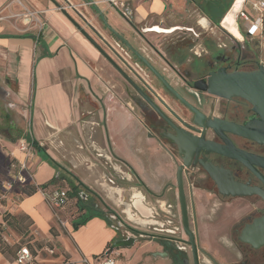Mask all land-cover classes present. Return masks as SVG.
<instances>
[{
	"label": "crops",
	"instance_id": "obj_1",
	"mask_svg": "<svg viewBox=\"0 0 264 264\" xmlns=\"http://www.w3.org/2000/svg\"><path fill=\"white\" fill-rule=\"evenodd\" d=\"M123 1L132 24L107 0H0V87L8 100L5 103L0 98V183L9 180L25 159L18 149L19 139L26 137L23 122H30L27 138L43 147L29 160L32 178L25 185H16L8 194H1L0 224L5 226L6 211L29 215L33 221L29 232L31 241L41 243L35 247L36 261L40 264H62L66 260L83 264V256H94L90 259L96 264L94 258L119 238L116 228L101 215H95L76 230L68 221L60 226L40 188L31 195L25 194L27 186H39L60 173L78 186L82 197L97 206L94 196L105 208L115 210L123 207L125 197L129 196L126 203L129 209L123 210L124 213L129 212L131 218L137 216L140 220L143 215L145 225L154 210L151 221L162 235L171 234L172 220L181 218L177 188L179 158L131 104V100L134 102L132 88L78 31L63 9L79 23L83 22L79 16L82 14L153 88L157 83L154 75L136 57L131 58V50L111 35L94 4L111 26L147 55L172 84L179 85L174 81L173 70L178 65L153 50L135 27L151 31L162 23H168L169 29L181 23L188 24L195 32L196 26L208 29L218 19L212 10H225L234 0ZM186 10H191L188 18L171 22ZM27 11L34 12L38 22L26 16ZM174 49L178 57L183 46L178 43ZM118 63L126 69L123 62ZM4 103L7 108H2ZM104 162L111 167L110 171ZM119 178L129 185L116 183ZM185 189L191 216L194 202L201 247L213 250L224 262L234 260L230 229L256 212L260 206L258 199L251 196L223 200L210 188L191 186L187 179ZM19 196L22 197L19 199ZM70 208L76 210L74 199L64 211ZM4 237L9 244L13 243L7 232ZM52 246L56 249L54 256L46 251ZM157 252H163L160 240L154 246L146 243L122 247L117 250L121 254L118 264L173 263L169 256ZM14 262V258L9 259L0 252V264Z\"/></svg>",
	"mask_w": 264,
	"mask_h": 264
},
{
	"label": "water",
	"instance_id": "obj_2",
	"mask_svg": "<svg viewBox=\"0 0 264 264\" xmlns=\"http://www.w3.org/2000/svg\"><path fill=\"white\" fill-rule=\"evenodd\" d=\"M91 1V0H88ZM96 11L106 29L112 33L122 44H125L133 54L136 55L138 60L150 70L155 79L159 81L169 92H171L180 101L185 103L196 114L195 124L198 126L196 131L201 132L206 127L212 128L216 134L221 138V142L206 139L203 136L194 135L186 131L183 127L176 126L166 114V112L154 101L152 96L144 90L146 88L152 94L156 95L155 90L150 84L137 72L134 67L126 62L123 58L120 60L126 66V69L118 63L106 51V49L96 40V38L86 30L70 13L63 9L64 14L72 22V24L82 33L90 43L112 64V66L121 74V76L138 92V94L145 99L150 106L155 110L160 117L168 121L175 130L174 134L169 133V138L177 148L178 154L182 157V162L177 168V188L179 191L181 218L178 222V237L183 233L187 238L179 239L185 246H179V251L187 252L188 246L191 249V256L193 264H202L200 252H203L198 237L197 218L194 202L192 201L193 222L194 229L190 223V210L188 205V196L185 189L186 179L189 181V171L199 164L209 174L217 185L219 193L223 197H251L258 196L264 201V155L242 148L235 144L230 138L229 134L239 136L241 138L250 140L254 143L264 146V64H259L258 67L250 71H234L227 72L225 68H220L218 71L209 73L205 80L196 81L194 87L196 89L207 92L210 95L231 100L233 97H241L252 105L254 114L250 116L242 124H236L222 120L215 117L205 123V116L193 105H191L167 79V77L154 65L151 59L135 48L132 43L117 29L109 24L102 10L94 4ZM120 12V11H119ZM130 23L129 18L120 12ZM81 20L93 30L95 36L109 48L116 51V49L102 36L89 22L79 13ZM132 24V23H131ZM157 31V30H156ZM168 31V30H167ZM169 32V31H168ZM146 42L145 36L139 33ZM150 42V41H149ZM148 42V43H149ZM147 43V42H146ZM151 43V42H150ZM152 44V43H151ZM130 71V72H129ZM131 73V74H130ZM133 75V76H132ZM139 81V82H138ZM203 86H199V83ZM144 87V88H143ZM160 102L171 112L175 113L172 108L160 98ZM186 126L188 124L185 123ZM215 153L231 160L240 163L246 171L253 174L260 182L261 185L253 184L252 178L242 180L237 178L233 170L225 167L224 165L215 164L212 160H208V155ZM193 158L195 162L192 163ZM115 214L114 210H109ZM116 215V214H115ZM117 231L119 227L113 226ZM134 232L139 233L138 230ZM146 235V234H145ZM152 238L160 240L163 238L168 241H176V237L164 236L158 234H150ZM136 237L128 236L126 238H118L107 249L106 253L109 254L112 250L122 247H130L136 242ZM239 240L243 243L249 244L254 249H259L264 246V214L251 219L250 222L244 224ZM162 246V245H161ZM161 256H167V251L157 252ZM183 254V253H182ZM184 255V256H183ZM182 258L188 257L183 254ZM174 264V263H172Z\"/></svg>",
	"mask_w": 264,
	"mask_h": 264
},
{
	"label": "flooded vegetation",
	"instance_id": "obj_3",
	"mask_svg": "<svg viewBox=\"0 0 264 264\" xmlns=\"http://www.w3.org/2000/svg\"><path fill=\"white\" fill-rule=\"evenodd\" d=\"M135 29L137 33H142L143 36H145V34L143 33V31L145 30L136 27ZM151 29H154L151 31L163 30L161 29L160 26H154ZM173 30H176L175 27ZM111 35L113 34L111 33ZM95 37L96 40L99 39L98 36ZM149 41H150L149 39L148 40L146 39L147 44L153 50L159 53L160 56L163 57L164 59L170 61V59L167 58L166 55L162 52V48L159 49L156 45L151 44ZM178 43H179L178 40H175L173 38H169V39L167 38L165 41H162L160 45L162 46L163 44L164 45L163 47L166 49V51H170V56L173 57L175 55L172 54L175 51L174 47L177 46ZM102 46L112 56V58H114V60H116L117 62H122L120 60L122 56L117 51L114 52V50L106 46L103 42H102ZM126 48L129 49L127 46ZM242 48L243 47L241 44L226 45L225 43H217V49L215 51H211L210 56H206L205 58L197 57V55L195 54L197 52H195L194 56L187 61V64L189 66L185 67L181 72L179 71L178 67L173 66V70L176 76L179 77L181 82L179 85L173 84V86L191 105H193L197 110H199L202 114H204L205 123L217 117L228 122L242 124L246 120H249L250 116L254 114V112L252 111V105L241 97H233L231 100H227L210 95L207 92L196 89L194 87L196 81L205 80L210 72L218 71V69L220 68H225L227 72L250 71L256 69L258 65L261 63V61L258 60L254 55H250V56L245 55ZM132 55H130L131 58L136 57L135 54ZM155 82L157 83H155L153 89L155 90L156 95L152 94L146 88L144 87L143 88L144 90H146V92H148L150 96H152L154 101L166 112L170 120L176 126L183 127L184 129H186V131L191 132L194 135L203 136L206 139H210L217 142L222 141L221 138L216 134V132L212 128L206 127L201 132L196 131L198 129V126L194 122L196 116L195 112L191 110L185 103H183L177 97H175L171 92H169L159 81L156 80ZM199 86H203V83L202 82L199 83ZM132 93H134V96L132 94L134 103L137 106V108L140 110L141 115L144 118L146 124L150 127L152 131H154L156 134L159 135L161 140H163L165 143H167L170 146V148L172 149L176 157L179 158L181 163L182 157L178 154L176 146L168 136L169 133L171 134L175 133V130L172 127V125L164 118L160 117V115L155 110H153L150 104L145 99H143L134 88ZM160 98L164 100L175 113H171L162 104V102H160ZM185 123L188 124V126H186ZM229 136L235 142L236 145L248 149L250 151L259 153L261 155H264L263 145H259L250 140L241 138L233 134H229ZM208 160H212L215 164L224 165L225 167L232 169L237 178H240L242 180H248L251 177L253 184L261 185V182L253 174L246 171V169H244V167L240 163L234 160H231L227 157L215 153H210L208 155ZM194 162H195V158H193L192 160V163ZM189 182L193 187L205 186L213 190L212 186H210L211 183L213 186L216 187V190L213 191L217 195H219L223 200L229 198V197H223L219 193L217 185L215 184L214 180L199 164H197V166H195L189 171ZM254 197H256L259 202L262 201L264 203V201L260 199L258 196H254ZM256 212L254 214L247 216L245 220L243 219L238 223H234L230 229L229 236L231 237V246H232L231 257H233L234 260L224 262L221 260L222 257L220 255L215 254L213 250L209 251L203 248H202L203 252H200V256H203L204 260L208 264H264V246L259 249H254L252 248L251 245L243 243L239 240V235L244 224L250 222L251 219L257 216L264 214V210H262L261 206L257 208ZM192 216L190 214V223L193 222ZM169 226L173 228L172 232L171 234L164 236L176 237L177 239L176 241L173 240L168 241L163 238H160V246L162 245L161 247L163 248V251H167L169 253L167 256L171 258L174 264H193L190 247L188 246L187 252L185 251L181 252L178 249L179 246H185V244L182 243L179 239L187 238V236L185 235V233H183L181 237H178L179 232L176 229L178 227L177 223L175 224L172 221ZM192 228L194 229V222ZM160 235H162V233H160ZM182 253L187 254L188 257L186 258L184 257L183 259Z\"/></svg>",
	"mask_w": 264,
	"mask_h": 264
},
{
	"label": "rangeland",
	"instance_id": "obj_4",
	"mask_svg": "<svg viewBox=\"0 0 264 264\" xmlns=\"http://www.w3.org/2000/svg\"><path fill=\"white\" fill-rule=\"evenodd\" d=\"M190 11L191 10H186L184 14H182L178 17L174 16V19H172L174 21H171V22H176L175 20H177V22H180L184 18L185 19L188 18L187 16H189L188 14L190 13ZM223 11L224 10H212L213 13H216L218 19H220L219 17L221 16V13ZM199 13H200V11L198 10L197 14H199ZM175 17H176V19H175ZM131 20H132V18H131ZM32 21L36 22L35 19H32ZM80 24H82L86 28V30L93 35V32H92L90 27H88L82 21ZM166 25H169V24L168 23L167 24L162 23L160 25L161 29H163L165 31H158V30L157 31H143V33L145 34V37L148 38L152 44L158 46L159 49L162 48V52L166 55V57L169 59H172L173 63L178 65L177 67H178L180 72L185 67L189 66L187 64V61L194 56L195 52H197V53H195L197 55V57L205 58L206 56H210L211 51H215L217 49V43H225L226 45L241 44L243 47L242 50L244 51L245 55H248V56L254 55L258 60L261 61L262 64H264V35H263V37L254 38L251 40L249 38H246L245 41H243V39L238 38L237 40H239V41H236V40L232 41L226 35V33L223 30L220 22L218 24L216 23V24H213L211 26L209 25L208 29H203L201 26H196L195 28L197 29V32L191 31L190 30L191 27L188 26V24H181V23H177L176 26H174L177 28V30H172L171 32H167V30H170L171 28L169 29L168 26H166ZM147 26H149V25H147ZM239 28H240L241 32L244 33V28H243V25L241 22H239ZM193 29H194V27H193ZM195 33H198V34L196 35ZM167 38L168 39L173 38L175 40H178L179 44L183 46L182 51H179L178 57L175 55L173 57H171L170 51H166V49L163 47L164 46L163 44H162V46L160 45L161 42L165 41ZM238 42H240V43H238ZM172 54H174V53H172ZM1 74H2V72H0V78L2 77ZM175 76L176 75L174 73V77ZM122 80H124L126 85H128V86H130V88H132V86L123 77H122ZM1 81H2V79H1ZM174 81L178 82L179 84L181 83L178 76H176V79ZM132 90H133V88H132ZM0 98H3L4 99L3 101L5 103H7L8 100L3 96V94H1V87H0ZM5 103L2 104V108H7V104H5ZM131 104L134 106V108L137 111H139L137 106L135 105V103L132 100H131ZM17 123H19V122H17ZM22 126H23V128L26 129L25 135L27 137V134H29V130L31 129L29 120L23 122ZM6 133L7 132L4 131V134H6ZM103 165L105 166V168L107 170L110 171L111 167L108 164H106L104 162ZM122 181L123 180L119 178L116 181V183L129 185L128 183H123ZM66 182L69 183L68 177L66 178ZM210 186H212L214 191L216 190V187L213 186L211 183H210ZM8 192L9 191H7V192L0 191V198L2 197L1 194H8ZM21 197L22 196H19V199ZM128 197L129 196L125 197V199L123 201L124 203L122 204L123 207L116 208V210H117L116 211L113 208H105L104 205L102 204V202L94 196L97 204L99 205V208H101V210H103L104 213L107 214L111 220H113L114 225H116L117 227L120 228V230L118 231L119 232V238H126L128 236H134L137 239L133 245L140 246V245H144V244L148 243V244H150V246H154L155 241L158 239H155V238H152L151 236H147L143 233H140L142 231H145L146 233L149 232L150 234H160V231L155 229L156 224H154L153 221H151V219H153V217H154L153 216L154 210H151L149 217H147V219H149V223L147 225H145V223H143L142 219L144 220L146 218L143 217V215L140 214L141 215V220H140L137 216L134 218H131L129 215V212L124 213V211L129 209V207L126 204V203H129ZM224 206H225V204H224ZM260 206H261L262 210H264V203L262 201L260 202ZM111 209L115 210L116 215L109 211ZM134 212H135V210H134ZM134 212L132 211L130 213L133 214ZM190 212H191V210H190ZM136 213H137V211H136ZM61 214L64 217V219L66 221H68V223L70 225H72L74 228L73 219L77 215V212L75 211V209L70 208L68 210V212L64 211ZM54 218H55V216H54ZM55 221L57 222V220H55ZM172 221L174 223H178L179 220H178V218H174V220H172ZM191 222H192V220H191ZM191 224L193 226V222ZM81 226H79V227H81ZM74 230H76V229L74 228ZM134 230H138L139 233L134 232ZM1 231H4V230H1ZM6 232L10 235V238L12 239V242H13L12 244L14 245V247H17L20 244L30 243V247L32 249L33 248L35 249V247L38 248V243H32V241H31L32 237L30 236L29 232H27L25 234H22V233L19 234V233L14 232L15 234H12L5 227V233ZM118 249L119 248H117L116 250H118ZM117 254H118V258H120L121 254H119V253H117ZM93 257L91 256L88 258H93ZM122 261L125 262L124 258H122ZM201 261H202V264H208L204 260L203 256H201Z\"/></svg>",
	"mask_w": 264,
	"mask_h": 264
},
{
	"label": "built area",
	"instance_id": "obj_5",
	"mask_svg": "<svg viewBox=\"0 0 264 264\" xmlns=\"http://www.w3.org/2000/svg\"><path fill=\"white\" fill-rule=\"evenodd\" d=\"M112 3L121 13L127 16L126 13V4L123 0H107ZM237 0H234L227 10L225 15L229 12V10L234 6ZM239 8L234 13L235 23L242 35V38L245 39L247 37H263L264 32V0H242L238 3ZM241 4V5H240ZM35 13L31 11H27L25 13L26 16H30L33 19H37L34 17ZM19 15V14H17ZM224 15V16H225ZM223 16V17H224ZM223 19V18H222ZM38 20V19H37ZM36 20V21H37ZM38 22V21H37ZM222 20L220 21V24ZM239 22L242 23L244 28V33L241 32L239 28ZM40 23V21H39ZM228 38L232 41L237 40L231 32L225 27L222 26ZM262 64V63H261ZM18 149L24 153L25 159L19 163L17 172L6 181L0 183V191L7 192L12 190L16 185H25L30 178H32V173L29 165V160L32 159L36 155V148L31 139L27 137H22L18 141ZM43 196L52 210L58 224L60 226H65L67 221L62 216V212L67 209L70 204V197L68 193V188L60 187V188H48L41 189ZM178 229V227L176 228ZM46 251L49 255L54 256L56 254V249L54 246L46 248ZM107 251V250H106ZM106 251L94 259L97 261L96 264H118V254L117 250H112L109 254ZM14 261L16 264H40L36 261V256L33 253L31 247L27 244L21 245L18 249ZM81 262L83 264H94L90 258L87 256H83ZM58 264V263H53ZM61 264V263H60ZM62 264H73L70 261H64Z\"/></svg>",
	"mask_w": 264,
	"mask_h": 264
},
{
	"label": "trees",
	"instance_id": "obj_6",
	"mask_svg": "<svg viewBox=\"0 0 264 264\" xmlns=\"http://www.w3.org/2000/svg\"><path fill=\"white\" fill-rule=\"evenodd\" d=\"M231 4L232 3H230V5L228 4V6L225 8V10L223 11V13L220 16V19L216 20L217 24L221 21V19L223 18V16L227 12V10L230 8ZM32 142L34 143V146H35L37 152H41L43 150V147L41 145H39L38 142H36L34 140H32ZM66 178H67L66 174L60 173V174L56 175L55 177H53L50 181H48L44 184H41L39 186H33V185L27 186L24 189V192L27 195H31V194L35 193L38 190V188L48 189V188H60L62 186L66 187V188H68L70 200L74 199V208H76L75 211L77 212L76 217L73 219L75 229L79 228V226H81V225L86 224L89 221V219H91L95 215L103 216L108 221L109 225L116 226V225H114L113 220H111L108 216H106L104 211L101 210V208H99V206H97L92 201L87 200L81 196V194L78 191L77 185H75L71 180L69 181V183H67ZM65 184H67V185L65 186ZM3 219H4L5 226L2 223L0 224V252L3 253L7 258L13 259V258H15V255H16L18 249L23 244H20L17 247H14L13 244H9L4 237L5 227L11 228L16 233L25 234L27 232H30V227L32 226L33 221L30 218V216L25 214V213L20 212V213L14 214L10 211H6L4 213ZM1 230H4V231H1ZM37 243H38V245H41L40 242H37ZM26 244L30 246V243H26ZM33 249H32V251L35 254L36 251H35V249L34 250Z\"/></svg>",
	"mask_w": 264,
	"mask_h": 264
},
{
	"label": "bare ground",
	"instance_id": "obj_7",
	"mask_svg": "<svg viewBox=\"0 0 264 264\" xmlns=\"http://www.w3.org/2000/svg\"><path fill=\"white\" fill-rule=\"evenodd\" d=\"M240 0H237V2L234 4V6L229 10V12L223 17L222 19V26H225L229 32H231L236 38L242 39V35L239 32L236 23H235V16L234 13L238 8V3ZM174 29V28H173ZM173 29H170L168 31H172ZM165 31V30H162Z\"/></svg>",
	"mask_w": 264,
	"mask_h": 264
}]
</instances>
